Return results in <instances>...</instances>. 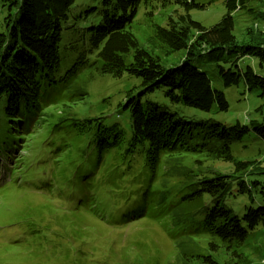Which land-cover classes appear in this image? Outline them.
Segmentation results:
<instances>
[{"label": "trees", "instance_id": "1", "mask_svg": "<svg viewBox=\"0 0 264 264\" xmlns=\"http://www.w3.org/2000/svg\"><path fill=\"white\" fill-rule=\"evenodd\" d=\"M203 1L86 0L76 8L86 7L89 33L64 44V25L78 0H0L7 15L0 32V139L12 144L5 154L19 161L21 174L36 176L38 169L51 166L58 183L74 170L95 192L101 208L127 218L167 215L154 202L155 194L174 198L168 202L171 212L197 204L196 232L208 235L207 249L180 254L179 246L174 263L249 264L243 245L251 233L264 229V170H258L264 165V117L234 125L191 121L162 111L149 99L163 93L173 106L226 113L229 104L212 87L204 59L215 64L226 86L243 81L249 91L264 96V40L240 44L234 34L235 12H253L263 23L264 12L251 7V0H222L226 14L205 27L191 16L210 6L211 1ZM142 5L145 17L138 19ZM161 11L167 12L160 15L163 24L157 21ZM138 25L150 31L152 51L140 45L134 32ZM181 50L187 54L179 64H163L162 57ZM249 58H258V71L242 69ZM87 73L91 80L127 77L134 84L127 86L121 101L105 97L99 108L82 110L77 103L89 92L73 87ZM27 116L46 119L48 142L35 152L28 149L27 138L41 140L38 122L29 123L26 132L18 127L13 138L7 129L28 127L22 120ZM64 152L75 157L71 164L65 163ZM186 157L195 165H187ZM209 160L222 162L229 174L205 168ZM180 171L186 180L172 179ZM221 249L232 255L224 262Z\"/></svg>", "mask_w": 264, "mask_h": 264}, {"label": "rangeland", "instance_id": "2", "mask_svg": "<svg viewBox=\"0 0 264 264\" xmlns=\"http://www.w3.org/2000/svg\"><path fill=\"white\" fill-rule=\"evenodd\" d=\"M84 1L86 0H78L72 9L69 21L64 25L62 33L64 44H69L89 33L86 30L89 28L90 22L85 21V15L83 14L86 7L76 8ZM210 1L211 4L206 10H196L191 13L192 18L205 27L217 24L226 14L222 0H204L203 3ZM250 3L251 7L264 12V0H251ZM147 11L150 10L147 9ZM145 13V7L142 5L139 9L138 19H144ZM163 14L166 15L167 12L161 11L157 15V21L160 24H163L165 20V17L160 16ZM6 16L5 11L0 9V32ZM234 19V34L240 44L245 43L248 45L264 40V37L261 36L264 35L263 20L256 19L253 12L237 11L234 14ZM140 27L138 25L134 30L140 45L152 51L153 49L147 43L150 31ZM68 40L70 41L68 42ZM186 54V50H181L165 58L162 57L163 64L167 67L177 65L186 57ZM203 61L205 62L203 68L211 79L212 87L223 92L226 97L229 104V110L226 113H219L217 108H213L209 113H204L193 108L173 106L164 97L163 93H158L149 99L159 104L162 111L177 112L185 120L208 119L226 125H234L237 122L245 124L248 123V119L262 121L264 117V96H261L258 90L249 91L243 81H240L237 86H226L224 81L221 80L215 64L207 62L205 59ZM258 63V58L244 59L242 69L252 66L254 70L258 71ZM75 84L73 89L78 86L81 87L79 90H88L89 92L87 98L85 96L81 101H78V107L82 110H92L99 108L101 100L105 97H111L114 103L121 101L123 98L122 93L127 86L134 84V81L129 80L127 77L121 80H113L107 76H101L96 81L91 80L90 75L87 73L78 78ZM52 109L53 107H49L47 110L49 112ZM187 114L193 115V117L188 118L186 117ZM67 119L72 118L68 116ZM45 120L39 121L36 118L39 126L38 130L43 131L41 140L36 141L35 137L27 138V140H31L28 149H32V152L39 149L44 142H48ZM19 125L16 124L7 129L14 133L17 132ZM63 154L66 158L65 163L71 164L72 162L69 159L75 157L67 155L65 152ZM256 159L262 161L261 157H256ZM185 163L190 166L195 165L192 157H186ZM203 166L229 174V168L219 161L209 160ZM258 170H264V165H260ZM184 175L180 171V174L172 179L177 178L180 181L181 178L186 180ZM157 184H160V182L158 181ZM154 196V202L157 203L158 208L164 207L167 210L166 217L162 219L159 215L153 218L147 217L130 226L112 227L111 229L101 223V219H91L80 215L78 212L68 213L62 211L51 201L46 202L41 207L28 208L24 211L26 206H36L38 202L16 201L7 197L8 206H11L14 211L18 213L24 211V217L32 218L36 222L46 221L43 229L47 234L54 236V242L51 252L32 253L24 250L22 256L9 258L5 260V264H179L178 262L174 263L177 259L179 246L180 254L187 251L192 254L205 252L208 235L196 232L197 220L199 219L195 216L199 209L197 204H184L181 208L171 212L172 209L168 207V202H171L174 198L156 194ZM70 227L74 230H70ZM242 252L247 255L249 264H264V229H258L248 236ZM219 253L221 262L226 261L228 255L232 256L224 249H221Z\"/></svg>", "mask_w": 264, "mask_h": 264}, {"label": "bare ground", "instance_id": "3", "mask_svg": "<svg viewBox=\"0 0 264 264\" xmlns=\"http://www.w3.org/2000/svg\"><path fill=\"white\" fill-rule=\"evenodd\" d=\"M62 142L64 143V139H62Z\"/></svg>", "mask_w": 264, "mask_h": 264}]
</instances>
